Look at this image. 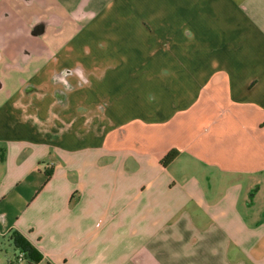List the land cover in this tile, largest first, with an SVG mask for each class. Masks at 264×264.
Here are the masks:
<instances>
[{
	"label": "crops",
	"instance_id": "1",
	"mask_svg": "<svg viewBox=\"0 0 264 264\" xmlns=\"http://www.w3.org/2000/svg\"><path fill=\"white\" fill-rule=\"evenodd\" d=\"M14 233L34 264H264V0H0V264Z\"/></svg>",
	"mask_w": 264,
	"mask_h": 264
},
{
	"label": "trees",
	"instance_id": "2",
	"mask_svg": "<svg viewBox=\"0 0 264 264\" xmlns=\"http://www.w3.org/2000/svg\"><path fill=\"white\" fill-rule=\"evenodd\" d=\"M178 154L179 152L176 149L167 152L161 160L162 164L167 166L178 156ZM1 158L3 157L1 156ZM12 241L15 247L19 248L20 252H24L25 254V261L22 264H34L42 258V255L37 251V249H35L34 246L19 233H14L12 235Z\"/></svg>",
	"mask_w": 264,
	"mask_h": 264
},
{
	"label": "built area",
	"instance_id": "3",
	"mask_svg": "<svg viewBox=\"0 0 264 264\" xmlns=\"http://www.w3.org/2000/svg\"><path fill=\"white\" fill-rule=\"evenodd\" d=\"M25 254L24 252H19L16 257L15 260L13 261L12 264H22L25 260H24Z\"/></svg>",
	"mask_w": 264,
	"mask_h": 264
},
{
	"label": "rangeland",
	"instance_id": "4",
	"mask_svg": "<svg viewBox=\"0 0 264 264\" xmlns=\"http://www.w3.org/2000/svg\"><path fill=\"white\" fill-rule=\"evenodd\" d=\"M6 247H8V250H10L11 256L13 255V253H15V254H18L19 253V250L18 249H15L14 248L15 246L13 244H10V245L9 244H6Z\"/></svg>",
	"mask_w": 264,
	"mask_h": 264
}]
</instances>
